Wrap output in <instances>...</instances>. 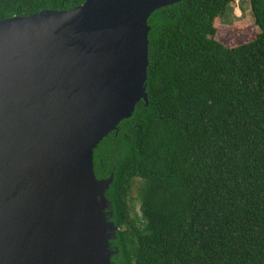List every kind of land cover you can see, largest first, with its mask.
<instances>
[{"label":"trees","instance_id":"trees-1","mask_svg":"<svg viewBox=\"0 0 264 264\" xmlns=\"http://www.w3.org/2000/svg\"><path fill=\"white\" fill-rule=\"evenodd\" d=\"M230 1L148 17V104L93 151L96 178L113 175V264H264V0H248L254 39L229 47L216 32ZM83 2L0 0V20Z\"/></svg>","mask_w":264,"mask_h":264},{"label":"water","instance_id":"water-1","mask_svg":"<svg viewBox=\"0 0 264 264\" xmlns=\"http://www.w3.org/2000/svg\"><path fill=\"white\" fill-rule=\"evenodd\" d=\"M181 0H84L0 20V264H113L93 151L148 104V17Z\"/></svg>","mask_w":264,"mask_h":264},{"label":"rangeland","instance_id":"rangeland-1","mask_svg":"<svg viewBox=\"0 0 264 264\" xmlns=\"http://www.w3.org/2000/svg\"><path fill=\"white\" fill-rule=\"evenodd\" d=\"M258 31L249 1L234 0L227 3L217 22L216 38L226 46H237L254 39ZM131 197V204L138 211L139 200L135 187L132 189Z\"/></svg>","mask_w":264,"mask_h":264}]
</instances>
